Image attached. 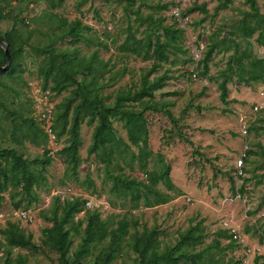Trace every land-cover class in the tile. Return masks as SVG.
<instances>
[{
	"label": "rangeland",
	"instance_id": "obj_1",
	"mask_svg": "<svg viewBox=\"0 0 264 264\" xmlns=\"http://www.w3.org/2000/svg\"><path fill=\"white\" fill-rule=\"evenodd\" d=\"M171 1L174 0H135L125 9L126 0H86L82 4L80 0H63L53 8L44 0H36L32 7L25 9L22 3H15L14 0H11L9 7L0 0V8L5 15L0 21V32L4 34L9 31L14 25L15 16H18L16 29L22 38H27L21 58L14 61L12 74L9 77H0V103L4 104L0 105V147H14L29 160L35 157L40 159L39 164L31 166L45 175L46 185L34 188L39 200L36 205H31L33 221L18 222L32 235L34 243L40 244L41 228L48 225L38 213L39 209H47L51 205L52 197L58 191L69 187L75 193L93 195L98 203H102L98 209L101 212L100 217L107 219L109 226L115 227L116 221L124 216L138 223L136 228H128L130 234L139 233V237L143 238L147 230L156 229L162 251L175 245L179 238L178 233L198 220L202 221L207 236L204 243L196 249L206 247L211 243L215 231L221 229L220 220L226 215H234V222L247 237L246 247L261 246L264 250V152L258 146H264V107L254 109L256 103L264 104V82L253 83L251 86L228 82V99L236 101L224 104L219 98L217 81L220 78L217 74L224 67L227 53L215 52L209 63L208 75L199 76L197 73L193 77L192 73L199 69H196L197 64L189 51L196 40L202 41L205 49L211 35L216 40L217 35L212 34L215 30L220 31L221 36L227 37L240 18L241 10L247 7L245 0H226L228 6L218 9L217 0H192L189 5L191 23L183 40V49L186 52L171 55L170 60L161 62L152 74L157 75L164 71L168 73L170 78L166 86L155 92V98L173 103L167 108L172 117L160 111L144 113L148 123V146L151 150L148 167L160 169L167 163L175 185L174 190H167L162 183L158 184L162 191L170 194L166 203L151 207H133L128 199H116L108 193L109 181L104 178V166L95 159L94 154L88 152L94 123L88 124L84 120L80 125L81 145L78 152L81 161L78 180L63 177L64 157L70 154L66 133H59L56 143L59 149L45 166L41 163L44 160L43 148L23 138V134L28 131L29 117L35 114L34 110L31 113L26 97H31V94L44 86V79L39 76L37 68L44 57L38 50L39 47L52 45L55 49L62 50L76 47L79 57H88L96 52L98 58L107 63L103 73L98 74L96 79L100 87V97L103 102L111 103L116 90L137 86L141 74L153 63V59H144L142 54H135L130 48L119 49L125 39L133 42L143 37V27L135 19L136 9L142 14L152 13L154 17L167 15L171 4L164 10H158L155 6ZM256 1L264 12V0ZM82 13L83 24L92 29H84L82 37L72 43L70 37L65 36L67 27L61 26L62 20H73ZM166 19L167 22H172L169 15ZM260 40L262 37L257 34L250 38L253 51L264 56V47L260 46ZM75 87L55 93L51 98L52 103L56 105L64 97H73ZM241 117L247 125L245 134L241 132ZM113 127L117 136L127 141L122 122L113 121ZM245 145L247 150L253 149L258 153L246 155L243 174L236 175L237 159ZM124 149L122 157L133 162V169L124 166V173L142 178L143 174L131 156L132 152L138 153L137 147L130 145L125 148L122 145L121 150ZM119 162L124 165L122 159ZM110 168L119 171L114 165ZM87 176L93 180L95 192L91 191V186L83 184ZM240 188L243 192L238 197L236 191ZM15 191L19 192L20 187L14 189L8 186L1 191V210L14 208L13 203L20 199V194ZM23 203L21 200V207ZM82 231L83 227L77 234L71 233L73 247L80 241ZM0 238L2 239L1 234ZM108 239L106 237L104 242ZM127 242H130L129 235L124 237L121 243L123 247L112 260V264H135L136 253ZM229 242L228 238L220 239L219 246L213 247L215 243L212 245L209 252L215 260L234 263L243 257L246 247L227 246ZM100 245L102 246L101 243ZM234 249L237 253L233 254ZM18 255L25 257L24 264L58 262V254L48 248L31 251L16 247L12 250L10 264H20L17 261ZM4 256L1 250L0 264H4ZM253 257L252 255L251 258ZM180 264L189 262L182 259ZM248 264H253V261Z\"/></svg>",
	"mask_w": 264,
	"mask_h": 264
},
{
	"label": "trees",
	"instance_id": "obj_2",
	"mask_svg": "<svg viewBox=\"0 0 264 264\" xmlns=\"http://www.w3.org/2000/svg\"><path fill=\"white\" fill-rule=\"evenodd\" d=\"M1 1H4L8 7L11 6V0ZM44 1L51 8L63 2V0ZM85 1L80 0L81 4ZM134 1L126 0L125 9H128V5L133 4ZM217 1L219 5L216 9L228 6L226 0ZM14 2L22 3L23 8L29 9L32 7L30 4L34 5L36 0H14ZM245 3L247 7L241 10L242 14L231 33L226 37L221 36V32L215 30L212 34L217 35L216 40L212 35L209 37L202 59L196 65V69H199L197 71L199 76H207L213 54L215 52L227 53L224 67L217 74L220 78L217 81L220 89L219 98L224 104L236 101L228 99V82L243 83L249 86L253 83L264 82V56H259L253 51V43L250 41L255 34L260 35L262 40L259 44L264 47V12L260 10L256 0H245ZM169 4H174V2L162 3L156 5L155 8L168 9ZM188 12L190 13L189 9ZM95 13L98 15L97 10ZM168 15L167 13V15L154 17L152 13L142 14L139 9H136L135 19L138 25L143 27L141 31L143 37L133 42L125 39L119 49L130 48L135 54H142L144 59H153V63L147 71L141 74L137 86L116 90L111 103L103 102L100 97V87L96 79L98 74L103 73L107 63L99 59L96 52H92L88 57H79L76 47L69 50L55 49L52 45L38 48L44 55L37 65L38 74L44 79L43 87L55 94L76 86L73 97H64L55 105L53 129L58 137L60 132L66 133L70 143V154L64 157L63 177L78 180V167L81 161L78 152L81 145L80 125L84 120L88 124L94 123L88 152L94 154L95 159L104 166V178L109 181L108 193L116 199H128L133 207L139 205L151 207L169 201L170 194L162 191L158 187L159 183H162L167 190L175 189L170 176V166L167 163L160 169L148 167L151 150L148 146V123L144 115L145 111H160L172 117L167 108L173 103L169 100L155 98V92L166 86L170 76L165 71L152 75L161 62L170 60L171 55L186 52L183 49L185 29L179 27L173 20L167 22L166 16ZM83 16L84 13L73 20L65 18L62 20L61 26L67 27L65 36L70 37L72 43L82 37L84 29H92L83 24ZM4 17L2 8H0V21ZM17 20L18 16H15L13 27L4 34L0 32L1 37L8 42V51L12 59L9 68L0 71V77H9L12 74L14 61L21 58L23 44L27 40V38H22L20 32L17 31L15 26ZM5 62V52L0 47V65H4ZM101 68H103L102 72ZM78 75L82 76L77 77ZM49 81L51 84H48ZM26 98L33 114L32 99L31 97ZM0 105L4 104L0 103ZM115 120L122 122L127 141L117 136L113 127ZM29 122L28 131L23 134V138L43 148L44 160L41 163L45 166L52 158L47 155L48 151L45 148L48 137L35 116H30ZM122 145L125 148H129L130 145L137 147L138 153L132 152L131 156L136 160L137 168L143 174L142 178L124 173V166L133 169V162L122 157L125 151V149L121 150ZM258 146L260 151L264 152V146L261 144ZM250 153H258V151L248 149L246 155ZM120 159L124 163L123 166L119 162ZM39 162L38 157L31 160L23 157L14 147H0V207L3 198L1 191L6 190L8 186L14 189L20 187L19 192L15 191L16 194H20V199L13 203L15 209H31L32 204L36 205L39 196L34 188L46 185L45 175L31 166ZM113 165L118 168V172L110 168ZM83 184L91 186V191L95 192L94 182L89 176L83 180ZM237 192L241 195L243 189L240 188ZM21 200L24 201L23 207H21ZM85 201L82 195L61 198V194L56 193L47 209H39L38 213L48 223L41 228L40 244L34 243L32 235L26 232L18 222L8 221L6 225L0 227L3 239L0 238V251L2 250V254L5 255L4 264H10L12 250L16 247L31 251L43 248L53 250L58 254L57 264H112V260L123 247L121 243L126 235L130 236L128 246L137 256L135 264H180L182 259L189 264L238 263V260L234 263H221L215 260L209 252L214 243L213 247L219 246L220 239L229 237L225 229L216 230L211 243L197 250L196 247L204 243L207 236L202 221L198 220L178 233L179 238L175 245L162 251L159 247V233L156 229L147 230L143 238L139 237V233L130 234L128 228L131 226L134 229L138 223L124 216L116 221L115 227L109 226L107 219L100 217V211L96 208H85ZM81 227L83 231L80 241L73 247L71 233L77 234ZM106 237L109 239L104 242ZM227 246H235V243L230 241ZM24 260L25 257L18 255V263L24 264ZM253 264H264V258L255 256Z\"/></svg>",
	"mask_w": 264,
	"mask_h": 264
},
{
	"label": "built area",
	"instance_id": "obj_3",
	"mask_svg": "<svg viewBox=\"0 0 264 264\" xmlns=\"http://www.w3.org/2000/svg\"><path fill=\"white\" fill-rule=\"evenodd\" d=\"M174 4H171L169 7L168 14L171 16L172 20L176 22L179 27L185 29V32L189 29V24L191 23V15L188 12L189 5L192 3V0H174ZM30 6H33L32 3ZM192 59L196 64L202 59L204 52V44L200 40L196 42L189 49ZM197 70L192 73V76L195 77ZM38 83V82H36ZM31 86V85H30ZM55 95L48 88L41 87L34 94H31V99L33 103H36L37 106L33 104L34 107V116L39 121L43 131L47 135V155L54 156L55 152L58 151L59 147L56 145L58 143V135L53 129L54 121V112L55 104L52 103L51 98ZM264 107L263 102H258L254 105V109L258 110ZM241 132L245 134L247 132L246 121L243 117L239 119ZM247 145L243 147L239 158L237 159L236 165V175L243 174L244 160L246 158ZM57 193L61 194V198L71 197V195H82L85 201V208H96L97 210L101 207L102 203H98V200L93 195H83L81 193H75L72 188L66 187L63 190L58 191ZM189 200V198H187ZM99 211V210H98ZM34 219L32 209H22V208H12L8 211H3L0 209V225L6 224L8 221L12 222H31ZM220 225L222 229H225L229 235V241L235 243L236 248L238 246L246 247L247 246V237L238 227V225L232 221L230 218H222L220 220ZM237 253V250L234 249L233 254ZM260 256L264 258V250L261 246H256L254 248L246 247L243 252V257L239 259L237 264H248L250 261H253L251 256Z\"/></svg>",
	"mask_w": 264,
	"mask_h": 264
},
{
	"label": "water",
	"instance_id": "obj_4",
	"mask_svg": "<svg viewBox=\"0 0 264 264\" xmlns=\"http://www.w3.org/2000/svg\"><path fill=\"white\" fill-rule=\"evenodd\" d=\"M0 47L4 50L5 52V56H6V62L4 65H0V71H5L9 68L10 64H11V56L10 53L8 51V42L5 41L1 35H0Z\"/></svg>",
	"mask_w": 264,
	"mask_h": 264
},
{
	"label": "crops",
	"instance_id": "obj_5",
	"mask_svg": "<svg viewBox=\"0 0 264 264\" xmlns=\"http://www.w3.org/2000/svg\"><path fill=\"white\" fill-rule=\"evenodd\" d=\"M238 191V190H237ZM236 191V192H237ZM236 196H240V194L237 192V194H236ZM225 217H227V218H230L232 221H234L233 219H234V215H226V216H223V218H225ZM253 259H254V257H253Z\"/></svg>",
	"mask_w": 264,
	"mask_h": 264
}]
</instances>
